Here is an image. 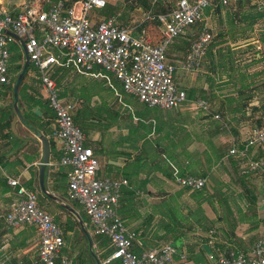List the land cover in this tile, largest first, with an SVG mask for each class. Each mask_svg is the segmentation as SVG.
Returning <instances> with one entry per match:
<instances>
[{
    "label": "crops",
    "instance_id": "0c3cea01",
    "mask_svg": "<svg viewBox=\"0 0 264 264\" xmlns=\"http://www.w3.org/2000/svg\"><path fill=\"white\" fill-rule=\"evenodd\" d=\"M24 2L0 0V8L15 13ZM107 6L112 10L104 16L92 14L94 22L117 13L116 2L108 0ZM122 22L132 26L135 33L147 24L143 23V17L131 21L133 23ZM194 37V33H187L177 38L168 50L169 61L178 67V86L187 92V99L175 108L147 105L136 95L126 92L111 72L92 76L69 70L77 74L71 80L75 88L92 81L103 83L102 93L92 95L86 106V143L100 161L98 176L129 180L120 195L118 212L126 225L137 232L132 248L134 253L140 255L172 242L187 252L188 264H211L210 255L250 251L256 241L264 237V195L260 196L262 192L264 194V186L260 192L254 191L245 177L237 179L232 174L239 167L242 170L247 158L228 152L211 167L206 159L209 142L220 147L228 145L230 151L233 146L240 147L246 139L251 129L249 119L258 116L264 108V82L261 86L258 83L264 79V69L252 73L249 82L243 84V88L255 87L250 93L248 90L239 92L241 87L235 91L236 69L230 70L225 62L218 61L222 55L213 51L211 44L199 71L186 72L180 66ZM13 45L20 47L23 56L10 62L12 71L26 61L22 42ZM30 65L25 84L26 93L34 101H40L32 108L38 118L30 119L38 125L37 129L28 120V125L23 123L18 116L10 86L4 88L0 99V111L11 108L15 112L10 118L0 116V264H42L35 227L27 225L12 229L5 223L4 216L17 199L10 178H18L22 185L38 193L39 204L63 229L66 241L63 252L70 255L71 264H119L118 260L109 259L114 248L108 237L96 234L84 207L68 198L69 167L60 164L62 150L59 142L51 137L54 111L41 87L36 68L32 63ZM229 86H232V93L226 92ZM236 92H239L238 96ZM70 96L66 99L71 100ZM71 97L77 109L83 107V99ZM198 98L210 103V114L197 105ZM28 104L19 91L22 113L28 110ZM215 114L220 117L216 118ZM38 132L50 142L45 182L52 196L38 188L39 171L44 162ZM249 157L264 159V146L252 148ZM171 165H178L183 173L206 177L211 191L215 177L220 185H225L223 190L229 195L216 198L214 203L205 200L201 203L197 221L191 216L187 219L189 208L196 207L197 203L190 196L192 190L175 182ZM221 169L228 172V179L220 174ZM4 182L8 185L7 190ZM237 182L257 198L254 210L258 215L249 211L248 196L232 194L244 190ZM176 215L183 219L182 224H175Z\"/></svg>",
    "mask_w": 264,
    "mask_h": 264
},
{
    "label": "built area",
    "instance_id": "2783aa9c",
    "mask_svg": "<svg viewBox=\"0 0 264 264\" xmlns=\"http://www.w3.org/2000/svg\"><path fill=\"white\" fill-rule=\"evenodd\" d=\"M220 1L223 5L231 2ZM214 2L177 0L171 12L145 11L143 23L153 21L163 32L158 44H153L145 25L135 33L132 26L122 22L121 12L94 22L93 10L106 7L108 0H78L70 5L65 0H25L15 13L0 8V99L4 88L13 84L19 75L10 69L11 46L24 41L54 111L51 137L60 144V164L69 167L68 198L84 207L96 234L108 237L114 248L109 259L118 260L119 264H188V254L172 242L140 255L134 253L137 232L126 225L118 212L120 195L129 180L98 176L100 161L87 145L84 130L74 120L76 104L60 96V88L52 76L53 68L59 65L92 76L111 72L126 92L147 105L178 107L187 99V92L178 86V67L168 59L169 47L177 38L194 33L180 68L186 72L199 71L214 37L206 12ZM196 103L211 113L207 100L198 98ZM259 146H264V115L250 129L242 145L233 146L229 151L231 155L247 158L244 173L259 172L264 177V159L249 157L251 149ZM173 178L178 185L192 191L207 186L206 177L182 173L175 165ZM9 182L16 188L17 199L4 216L7 227H35L42 264H71L70 255L63 252L66 245L63 229L39 204L38 193L22 185L18 178H10ZM210 259L211 264H264V237L250 251L212 254Z\"/></svg>",
    "mask_w": 264,
    "mask_h": 264
},
{
    "label": "rangeland",
    "instance_id": "374dc122",
    "mask_svg": "<svg viewBox=\"0 0 264 264\" xmlns=\"http://www.w3.org/2000/svg\"><path fill=\"white\" fill-rule=\"evenodd\" d=\"M110 1L116 2L117 9L115 12H121L120 20H129L130 22L144 17V12L149 11L150 5L152 4L159 5L161 9L169 10L175 7L176 2V0ZM258 5L264 8V0H243V3H240L239 0H232L226 6L217 7V5H212L209 12H207L209 23L214 35L213 40L215 41L214 43H216L213 51L222 55L221 57H218V61L225 62L230 70L233 68L236 69L235 91L241 87L242 89L239 92H246L248 90L247 92L250 93L255 87H249L247 89L243 88V84L249 82V77L252 73L264 69V18L257 20L252 26L249 25L250 22L248 20L242 18L243 14L248 13L246 11L254 9ZM111 10L112 8L107 6L106 8L94 9L92 14L96 13L98 16H104ZM232 22L235 23V26L231 29ZM189 41L190 40H188V42ZM11 51L15 57L22 53L16 45L11 46ZM76 76V73L70 72L66 78L67 82L65 81V83H71V80ZM89 79L92 80L93 78L91 77ZM262 82H264V79L258 82L260 86L263 84ZM226 92L232 93V86H229ZM238 93L236 92L235 95L238 96ZM71 96L70 99L73 101L74 99ZM263 115L264 108L260 110L258 116L249 119L250 122L248 126L252 128L256 124H259ZM243 119L245 118H242V120ZM227 163H229V160H227ZM246 166L247 161L244 163L242 170L239 167L238 170L233 171V177L236 176L238 177L237 179L245 177L254 187V191L260 192L261 188L264 186V177L259 172L244 173L243 169ZM220 174L227 179L229 178L228 172L223 169H221ZM237 185L238 187L241 186L244 188L239 182H237ZM244 191L245 188L241 191H234L232 194H244L245 196L247 192ZM228 192H231V190H228ZM263 195L262 192L260 196L262 197Z\"/></svg>",
    "mask_w": 264,
    "mask_h": 264
},
{
    "label": "trees",
    "instance_id": "16d2710c",
    "mask_svg": "<svg viewBox=\"0 0 264 264\" xmlns=\"http://www.w3.org/2000/svg\"><path fill=\"white\" fill-rule=\"evenodd\" d=\"M65 1L67 2V4L70 5V4H73L74 2H76L78 0H65ZM239 2L243 3V0H239ZM175 5H176V2H175ZM213 5H217V7L226 6V5H223L220 0H215ZM210 8L211 7L207 8L206 12H209ZM172 10H173V8L169 9V10L161 9L159 7V5H156V4L150 5V11L152 13H167V12H171ZM246 12H248V13L243 14L242 18L244 20H248L250 22V24H249L250 26H252L257 20L264 18V8L260 5H258L254 9H249ZM234 26H235V23L232 22L231 23V29ZM146 28H147L148 33L153 38V41H152L153 44H158L162 41L163 32H162L161 28L155 22L148 21L146 24ZM263 40H264V38H263ZM189 43L191 45V42H189ZM190 45H189V47H190ZM214 45H216V43H212V48ZM18 48H20V47H18ZM22 56H23L22 53L16 57H15V55H12L10 62L14 61V60H19L22 58ZM23 67H24V65L23 66L21 65L13 71L20 73L22 71ZM29 70H30V67L26 71L25 76H24V78H23V80L19 86V91H20L21 96L24 97L25 99H27V101L29 103L28 104V110L23 112V115L26 118V120H28V122L30 124L31 123L33 124V128L37 129L38 125L35 124L34 122H31L30 119H35V118L37 119L38 118V115L32 111V108L35 105H37L38 103H40V101H34V98L32 99L26 93L27 86L25 83L28 80ZM69 73H70L69 68L56 65L53 68L52 76L56 80L57 85L60 88V96L62 98H67L68 96L73 95V96H75V98L77 97L78 100L83 99L82 104H84V105H82L83 106L82 108L77 109V105H76V108L74 110V120L85 131V128H84L85 127V119H87V116H88L87 115L88 109L86 108L87 103L90 100V97L92 95L102 93L101 91L104 90L103 83L92 81L91 83L83 84L80 88L79 87L75 88L72 86V83H70V82L65 83L66 78H67ZM16 81H17V79H14L12 82L13 84L9 85L12 93L14 91V85H15ZM12 99L14 100V97H12ZM30 102H32V104ZM44 106H45V104H44ZM47 108L49 109V107H47ZM13 113H15L14 109L10 108V109H7L5 111H0V116L2 117V119L10 118V116ZM5 125L7 126L8 124L6 123ZM43 125L44 124H42L41 126H43ZM208 148L209 149L206 152V159H207V162H208L210 167L213 166L214 164H216L217 162H219L222 159V157H224L229 152V146L228 145H224L223 147H220V146H217L216 144H214L213 142H209ZM171 167H172V174H173V165H171ZM177 167L182 172V169L178 165H177ZM213 179H214L213 180L214 185L212 186V191H211V189H209V187L206 186L201 190H193L190 193V196L192 198H194V200L196 201L197 206L192 207L191 209L189 208V214L187 216V219L189 218V216H191V218L194 221H197V218L199 216L198 213L200 212V209H201V203L204 202L205 200H209L210 202L214 203V200L216 198H221L223 196L229 195V193H227L223 190L225 185H220V182L215 177ZM4 184H6V183L4 182L3 185ZM4 186H5L4 189L7 190L8 185L7 186L4 185ZM186 190H189V189L186 188ZM246 196H248V199H249V207H248L249 211H251L252 214H254V215H258V214H256L257 211L254 210L256 208V199L257 198L253 195V193L251 191H247ZM175 211H177V210H175ZM175 218H176L175 224H177V223L182 224L183 219H181L178 215H176Z\"/></svg>",
    "mask_w": 264,
    "mask_h": 264
},
{
    "label": "water",
    "instance_id": "95a60500",
    "mask_svg": "<svg viewBox=\"0 0 264 264\" xmlns=\"http://www.w3.org/2000/svg\"><path fill=\"white\" fill-rule=\"evenodd\" d=\"M12 34L17 37L16 34H14V33H12ZM22 45L24 48L26 61H25L24 67H23L22 71L19 73L17 81L14 85V107L16 109L18 116L22 120V122L25 123L26 125H28L27 120L24 117V115L20 109V106H19V86H20V84H21V82L25 76L26 71L28 70V68L31 64V61H30V56L25 49L24 41H22ZM37 134L42 141L43 161H44L43 164L41 165L40 171H39V187L38 188L40 190H42L43 192L52 196L50 194V192L48 191L47 186H46V182H45V172H46V168L48 167V164L50 162V152H51L50 151V142H49V139L45 135H43L41 132H38Z\"/></svg>",
    "mask_w": 264,
    "mask_h": 264
}]
</instances>
